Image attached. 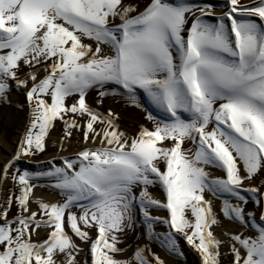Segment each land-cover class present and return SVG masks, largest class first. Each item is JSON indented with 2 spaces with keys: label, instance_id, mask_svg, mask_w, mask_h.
<instances>
[{
  "label": "snow or ice",
  "instance_id": "6c2138e0",
  "mask_svg": "<svg viewBox=\"0 0 264 264\" xmlns=\"http://www.w3.org/2000/svg\"><path fill=\"white\" fill-rule=\"evenodd\" d=\"M106 98L146 123L125 131ZM0 104L27 107L0 166L18 191L0 206V264H166L154 246L182 256L181 239L201 264H264V0H0ZM57 121L60 151L73 130L84 147L21 169ZM221 217L238 226L226 240Z\"/></svg>",
  "mask_w": 264,
  "mask_h": 264
},
{
  "label": "bare ground",
  "instance_id": "6f19581e",
  "mask_svg": "<svg viewBox=\"0 0 264 264\" xmlns=\"http://www.w3.org/2000/svg\"><path fill=\"white\" fill-rule=\"evenodd\" d=\"M95 99H96V93L90 92L88 97H87L88 103L95 106V103H94ZM142 100L147 105L146 97H142ZM109 107H111L113 109V111L119 113V115H120V126L122 129H124L127 132L135 133L138 125H140L142 123H146V121L144 120V113L140 109L126 107L122 102L117 103V101H115L111 98H106L105 102L103 104V107L101 108V111H104V110L108 109ZM153 112H155V111H153ZM7 116H8V119L11 120V113H9ZM61 125H62L61 122L57 123L58 129H59V126H61ZM62 130L63 129L61 126V130L59 129V131H62ZM18 131H19V129H18ZM18 131L15 133V135L12 137V140L9 143L4 140L5 138L3 135H0V148H2V150H3V153L0 154V166H3L6 163V161H8L13 156V154L15 153L17 142H18L20 135L22 133V132H20V131L18 132ZM76 136H79V138H78L79 141L78 142L65 141L64 145H65L66 150H64L63 153L60 152L57 155V157L60 158L61 156L74 155L77 151H79L82 147H84L83 139L81 137L82 133L81 132L75 133V136H74L75 140L77 139ZM57 141H59V139H55V142H57ZM55 142H53V145H51V146L55 147V149H59L58 145ZM48 144H50V142ZM213 172L215 174H217L216 170H213ZM2 184L4 186L5 182H3ZM34 194H35V197L42 198L45 201L54 202L58 199L56 193H54L50 188H46V187L40 188V189L35 188ZM207 198H211V197H207ZM220 204H221L220 200H214V210L217 213H219V211H220ZM32 210L33 211L37 210L35 205H32ZM221 219H222L221 225L218 227H214L213 231H214V234L219 239L226 240L227 238L225 237L224 232L225 231L235 232L238 230V226L236 224L228 221V220L223 219L222 217H221ZM46 236H47V230L41 229L38 231V235L34 236V239L42 240V239H45ZM76 242L78 244L81 243L79 240H77ZM184 246L187 247V244L184 243ZM81 247L87 249V245L81 244ZM226 248L227 247L225 246L222 248V250H225ZM154 249H157V253L160 255V257L162 259L165 260L166 264H181V262L179 260L174 258V257H176V256H174L175 254L169 255L167 252L164 251L163 248H161L160 246L156 247V245H155ZM187 250H188V251H186L187 255H189L190 252L192 254L195 253V252L191 251L189 248H187Z\"/></svg>",
  "mask_w": 264,
  "mask_h": 264
},
{
  "label": "rangeland",
  "instance_id": "374dc122",
  "mask_svg": "<svg viewBox=\"0 0 264 264\" xmlns=\"http://www.w3.org/2000/svg\"><path fill=\"white\" fill-rule=\"evenodd\" d=\"M197 2L222 5L225 3V0H197ZM250 2H251V0H241V3H245V4L250 3ZM213 11L215 12V14L217 16H219V15H222L223 12L227 11V8L226 7H216L213 9ZM197 14H199V13H197ZM10 99L15 103L17 101H22L24 99V97L22 95H19L17 92L14 91L10 94ZM69 103H71V98H69ZM153 111H155V110L153 109ZM9 113H11V120H9L8 116H7ZM26 123H27V107H25V109L21 111V110L16 109L15 107L0 104V135L4 136V138H5L4 140L6 142L9 143L12 140V137L15 135V133L18 131V129L20 132H23V130L26 126ZM57 123H59V121L56 122L54 129L50 132V135L48 137V143L50 142V144L47 145L46 151L42 154H38V155H35L32 157H22L20 162H19V167L21 169H28L30 171H35L38 168H43L45 166L46 162L49 161L50 159H52L53 157L59 159V157H57V155L60 152L63 153V151H60L59 149H55V147L51 146V145H53V142H55V139H60L61 136L63 135V131H64L63 125H61L63 130L59 131V129L61 130V126H59V129H58ZM77 132L78 131L73 130L71 140L70 141L66 140V141L78 142L79 136H76V138H77L76 140L74 138L75 133H77ZM81 137L83 139V136H81ZM1 153H3L2 148H0V154ZM217 174H219V173L217 172ZM1 185H0V206L6 205V201L8 200L9 194L11 192H17V194H18L17 189L14 187V185L10 179L5 181L4 186H3V184H1ZM37 188L40 189V188H45V187H37ZM154 194L159 195V193H154ZM15 214H16V207H15V205H13L11 212L9 213V219H11ZM156 214L165 215L164 212H159ZM157 230L163 231V228H158ZM179 243H180V248H181L183 255L179 256V255L175 254L174 256L177 257V258L174 257L175 259L179 260L181 262V264H201L200 255L196 251H194V249L190 245H188L186 243V241L181 239ZM184 243L187 244V247L184 246ZM157 246H159V245H156V247ZM187 248H189L191 251H193L195 253L192 254L190 252V254L187 255V253H186V251H188ZM154 251L157 252V249H154ZM222 252L226 253L227 248L225 250H222ZM224 260L227 261L228 257L225 256Z\"/></svg>",
  "mask_w": 264,
  "mask_h": 264
}]
</instances>
